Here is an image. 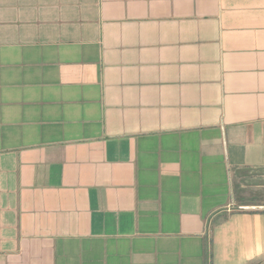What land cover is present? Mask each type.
Segmentation results:
<instances>
[{
    "label": "crops",
    "instance_id": "0c3cea01",
    "mask_svg": "<svg viewBox=\"0 0 264 264\" xmlns=\"http://www.w3.org/2000/svg\"><path fill=\"white\" fill-rule=\"evenodd\" d=\"M246 170L264 0H0V264H264Z\"/></svg>",
    "mask_w": 264,
    "mask_h": 264
},
{
    "label": "rangeland",
    "instance_id": "374dc122",
    "mask_svg": "<svg viewBox=\"0 0 264 264\" xmlns=\"http://www.w3.org/2000/svg\"><path fill=\"white\" fill-rule=\"evenodd\" d=\"M233 181L239 202L264 207V170L238 172ZM234 210L241 211L238 204H235Z\"/></svg>",
    "mask_w": 264,
    "mask_h": 264
}]
</instances>
